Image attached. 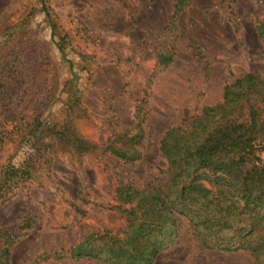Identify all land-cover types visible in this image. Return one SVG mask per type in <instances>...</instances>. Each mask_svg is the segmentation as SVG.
Masks as SVG:
<instances>
[{
    "label": "rangeland",
    "instance_id": "rangeland-1",
    "mask_svg": "<svg viewBox=\"0 0 264 264\" xmlns=\"http://www.w3.org/2000/svg\"><path fill=\"white\" fill-rule=\"evenodd\" d=\"M187 1L175 20V0H0V170L33 155L30 176L0 199V246L10 235L12 264H96L59 253L122 225L117 185L143 189L165 173L160 146L169 130L222 104L244 75L264 76L256 28L264 0ZM164 49L174 58L160 65ZM141 106V156L126 164L104 146L137 127ZM37 118L69 123L75 139L32 140ZM175 230L155 264L254 262L247 252L202 249L186 218Z\"/></svg>",
    "mask_w": 264,
    "mask_h": 264
},
{
    "label": "trees",
    "instance_id": "trees-1",
    "mask_svg": "<svg viewBox=\"0 0 264 264\" xmlns=\"http://www.w3.org/2000/svg\"><path fill=\"white\" fill-rule=\"evenodd\" d=\"M175 2L176 20L188 1ZM256 28L264 38V18L257 20ZM173 58L170 50L157 53L160 65ZM76 101L73 96L67 108L72 111ZM142 106L137 127L116 134L104 146L105 152L126 164L137 162L141 156L145 137ZM29 126L27 135L32 140L42 139L41 135L75 139L69 123L48 126L37 118ZM130 135L132 143L127 142ZM76 143L80 147L79 138ZM160 149L168 163L165 173L147 181L143 189L118 183L114 210L122 225L93 231L59 254L96 264H155L162 250L172 243L176 223L183 217L202 249L247 252L254 258L250 264H264V164L259 155L264 151V76L246 74L228 86L222 104L204 109L186 126L169 130ZM32 157L29 154L15 162L13 156L1 168L0 199L30 176L27 162ZM77 212L82 213L80 209ZM7 239L0 246V264H12L13 241L10 235Z\"/></svg>",
    "mask_w": 264,
    "mask_h": 264
}]
</instances>
